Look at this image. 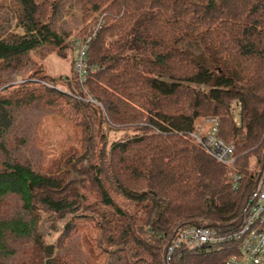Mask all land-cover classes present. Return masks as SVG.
I'll return each instance as SVG.
<instances>
[{
  "label": "trees",
  "instance_id": "1",
  "mask_svg": "<svg viewBox=\"0 0 264 264\" xmlns=\"http://www.w3.org/2000/svg\"><path fill=\"white\" fill-rule=\"evenodd\" d=\"M19 2L26 34L0 39V70L20 66L45 41L63 44L48 24L42 26L33 0ZM82 7L86 36L77 39L91 37L87 78L81 83L75 55L71 74H40L33 83L72 92L91 111L86 134L99 125L105 141H93L97 136L91 133L86 152L67 161L80 178L43 174L21 161L1 163L0 202L19 195L32 216L0 219V247L8 232L31 233L38 224L36 204L58 217L85 204L108 225L111 244L135 243L149 264H166L164 249L180 229L232 230L255 187L258 172L250 159L264 162V0H82ZM99 10L101 20L92 14ZM72 46L76 51L73 41ZM12 102L0 98V133L11 125L6 106ZM201 115L220 118L219 136L227 143L240 135L247 141L248 150L236 157L238 189L225 165L192 135ZM102 124L133 130L109 142ZM227 257L180 249L170 264H224Z\"/></svg>",
  "mask_w": 264,
  "mask_h": 264
},
{
  "label": "rangeland",
  "instance_id": "2",
  "mask_svg": "<svg viewBox=\"0 0 264 264\" xmlns=\"http://www.w3.org/2000/svg\"><path fill=\"white\" fill-rule=\"evenodd\" d=\"M33 1L42 26L48 24L63 39L61 45L67 47L45 41L29 51L20 66L0 70V98L13 101L6 106L11 125L0 133V165L4 160L21 161L43 174L68 172L70 178H80L79 172L68 166L67 161L86 152L88 145L92 144L91 133L99 135L100 139V131H97L100 127L93 125V132L86 134L90 126L85 120H91V111L79 106L72 92L71 96L64 88L62 91H48L44 85L33 82L40 80V74H50L58 79L73 72L77 50L72 41L86 36L82 30L87 15L82 0ZM92 14L100 20L104 16L100 10ZM21 16L23 7L19 0H0V39L14 41L26 34V29L19 25ZM191 49L195 54L199 53L194 46ZM81 99L87 100L88 97L82 96ZM233 105L234 119L239 124V107ZM205 116L209 115L199 116L196 122ZM101 127L108 130L109 142L133 130L126 127L113 130L105 124ZM97 137L93 141H100V144L105 141ZM232 142L238 155L248 150L243 136L235 137ZM87 164L85 159L80 166ZM262 165L258 164L256 157L250 159V166L258 175ZM86 208L81 204L77 211L58 217L36 204L34 210L38 224L29 235L6 234L5 247H0V264H149L150 257L141 246L135 243L128 247L122 243L111 244L108 225L97 212ZM109 211L112 214V210ZM132 211L136 214L142 212ZM16 216L29 219L32 214L24 208L19 195H6L0 202V219ZM50 245L53 247L51 254L46 251Z\"/></svg>",
  "mask_w": 264,
  "mask_h": 264
},
{
  "label": "built area",
  "instance_id": "3",
  "mask_svg": "<svg viewBox=\"0 0 264 264\" xmlns=\"http://www.w3.org/2000/svg\"><path fill=\"white\" fill-rule=\"evenodd\" d=\"M90 38L76 44L75 69L83 83L87 78L85 57ZM220 118L205 116L195 123L192 135L220 163L224 164L233 187L239 188L242 176L235 171L237 150L234 142L227 143L219 136ZM180 249L206 253L228 254L224 264H264V162L241 209L240 221L229 231H221L209 225H191L180 229L164 249V260L170 264Z\"/></svg>",
  "mask_w": 264,
  "mask_h": 264
},
{
  "label": "water",
  "instance_id": "4",
  "mask_svg": "<svg viewBox=\"0 0 264 264\" xmlns=\"http://www.w3.org/2000/svg\"><path fill=\"white\" fill-rule=\"evenodd\" d=\"M46 251L51 254L53 252V247L50 245V246H47L46 247Z\"/></svg>",
  "mask_w": 264,
  "mask_h": 264
}]
</instances>
